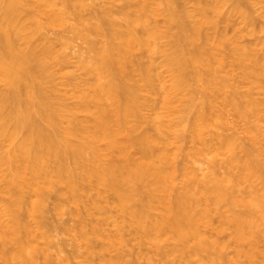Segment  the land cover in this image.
I'll use <instances>...</instances> for the list:
<instances>
[{
  "label": "rangeland",
  "instance_id": "rangeland-1",
  "mask_svg": "<svg viewBox=\"0 0 264 264\" xmlns=\"http://www.w3.org/2000/svg\"><path fill=\"white\" fill-rule=\"evenodd\" d=\"M125 1L135 2L104 0L115 20ZM178 1L177 9L192 15L190 27L202 18L200 7L216 21L215 26H203L194 46L210 56L220 90L191 80L188 88L173 93L172 76L160 51L172 50V38L156 40L153 52L139 47L129 69L152 63L158 80L156 87L138 81L139 96L148 104L142 111L145 118L124 123L126 131L135 129L126 140L125 135L119 138L122 144H135L130 157L141 160L140 137H158L153 151L166 150L170 158L167 188L150 178L140 184L135 199L122 206L113 190L96 181L80 188L78 201L61 185L46 197L43 214L24 217L37 236L34 247L25 248L31 258L14 257L17 246L7 243L0 250V264H264V73L257 71L264 67V0ZM148 2L150 11L132 7L129 15L141 14L149 28L165 31L168 11L161 6L163 0ZM215 3L221 5L217 14L210 8ZM170 31L178 30L171 26ZM61 33L66 32L48 30L50 36ZM221 34L225 37L220 40ZM57 48L59 58L66 60L53 64L55 87L68 105H76L82 85L90 79L80 67L86 47L75 37L68 47ZM189 73L193 76L194 69ZM191 100L202 106L199 137L194 111L188 109ZM108 144L100 137L88 150L107 166L124 161L117 150H107ZM5 149L0 147V156ZM7 172L0 159V210L9 199ZM142 201L151 203L143 225H164L163 230L138 225L132 210ZM182 201L188 215H180ZM176 218L181 229L170 227ZM7 219L5 215L0 220Z\"/></svg>",
  "mask_w": 264,
  "mask_h": 264
},
{
  "label": "bare ground",
  "instance_id": "bare-ground-1",
  "mask_svg": "<svg viewBox=\"0 0 264 264\" xmlns=\"http://www.w3.org/2000/svg\"><path fill=\"white\" fill-rule=\"evenodd\" d=\"M133 1L137 4L123 3L115 20L104 0H0V83L4 86H0V147L6 148L0 159L8 169L5 180L9 194L0 210V219L9 216L0 220V250L12 243L17 246L16 258H29L25 248H33L37 238L24 217L43 214L46 197L61 185L78 201L80 188L96 181L113 190L122 206L132 202L140 193V184L150 178L167 188L170 158L166 150L158 154L153 151L158 137L148 133L140 137L141 160L130 157L135 144H122L119 139L125 135L126 140L135 129L126 131L124 123L132 117L145 118L142 111L148 104L139 96L138 81L156 87L158 80L152 63L129 69L137 48L153 52L156 40L172 38V50L160 51L172 76L173 93L188 88L191 80L220 90L210 56L202 47L194 46L204 25H216L213 17L204 15L206 8H199L202 18L190 27L192 15L177 9L179 1L163 0L161 6L168 11V20L162 32L159 27L149 28L141 14L129 15L132 7L139 12L152 9L148 0ZM210 8L217 14L221 5L215 3ZM171 26L178 31L172 33ZM56 28L67 34L50 36L48 30ZM75 37L85 44L80 67L90 79L82 85L77 104L70 106L57 93L53 64L65 62V57L59 58L57 47H68ZM224 37L221 34L220 40ZM212 56L217 58L216 53ZM189 68L194 69L193 76ZM257 71L264 73V67ZM188 109L194 111L199 137V125L204 122L202 106L191 100ZM82 113L93 120L81 117ZM100 137L109 140L107 150H117L124 161L108 166L100 163L98 154L88 150ZM30 196L36 198L30 201ZM147 206L151 203L142 201L132 210L138 225L163 230L164 225H143ZM179 209L180 215H188L184 201ZM169 224L181 229L177 218Z\"/></svg>",
  "mask_w": 264,
  "mask_h": 264
}]
</instances>
